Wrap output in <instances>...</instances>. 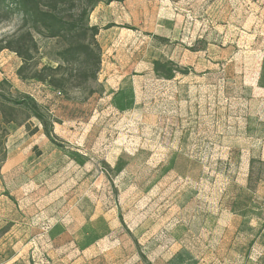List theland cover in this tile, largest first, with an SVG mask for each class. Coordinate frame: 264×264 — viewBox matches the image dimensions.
<instances>
[{"label":"rangeland","instance_id":"374dc122","mask_svg":"<svg viewBox=\"0 0 264 264\" xmlns=\"http://www.w3.org/2000/svg\"><path fill=\"white\" fill-rule=\"evenodd\" d=\"M90 24L96 92L65 95L20 79L0 13V93L56 136L0 115V264H264V0H113Z\"/></svg>","mask_w":264,"mask_h":264},{"label":"trees","instance_id":"16d2710c","mask_svg":"<svg viewBox=\"0 0 264 264\" xmlns=\"http://www.w3.org/2000/svg\"><path fill=\"white\" fill-rule=\"evenodd\" d=\"M113 0H0V13L6 18L18 17L20 34L1 49L14 52L21 60L18 76L22 80H34L58 93L68 95L73 90H86L95 94L91 84L96 83L102 64V50L98 37L101 29L90 24V15L101 3ZM53 42L51 62L40 65L42 56L35 37ZM39 57V61H34ZM22 112L24 122L36 119L44 135L56 142L54 123L38 102L30 96L11 99L0 93V115L6 124H14L5 110ZM4 161V160H2ZM264 163L261 165L263 167ZM253 169V168H252Z\"/></svg>","mask_w":264,"mask_h":264}]
</instances>
